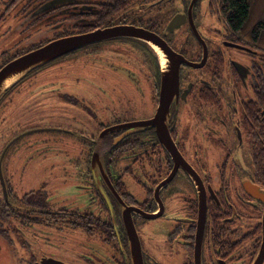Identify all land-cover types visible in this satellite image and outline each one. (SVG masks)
<instances>
[{
  "label": "flooded vegetation",
  "instance_id": "1",
  "mask_svg": "<svg viewBox=\"0 0 264 264\" xmlns=\"http://www.w3.org/2000/svg\"><path fill=\"white\" fill-rule=\"evenodd\" d=\"M217 1L206 9L220 26L203 0H0V68L116 26L187 60L166 110L165 63L127 36L68 52L1 96L0 264H135L130 217L143 264H264V51L230 35ZM44 95L69 107L46 121Z\"/></svg>",
  "mask_w": 264,
  "mask_h": 264
},
{
  "label": "water",
  "instance_id": "2",
  "mask_svg": "<svg viewBox=\"0 0 264 264\" xmlns=\"http://www.w3.org/2000/svg\"><path fill=\"white\" fill-rule=\"evenodd\" d=\"M178 18L177 20H179ZM175 22L176 21H173L172 24H175ZM118 36H127L141 39L150 43L153 47H158L163 53L162 56L164 57L162 59L165 63V66L163 67L164 69L162 71L161 96L158 111L166 110L170 105L173 94L177 91L180 62H187V60L182 54L172 49L168 43H166L156 34L131 26L108 27L104 29H96L94 31L79 35L58 38L13 59L0 68V98L15 83H17L35 68H38L54 59L63 56L68 52H71L89 43ZM167 147L172 151V147L170 145H167ZM95 156L92 160L93 171L104 169L102 159ZM130 218L128 221V229L130 231V242L133 259L135 264H143L139 234L132 219Z\"/></svg>",
  "mask_w": 264,
  "mask_h": 264
},
{
  "label": "trees",
  "instance_id": "3",
  "mask_svg": "<svg viewBox=\"0 0 264 264\" xmlns=\"http://www.w3.org/2000/svg\"><path fill=\"white\" fill-rule=\"evenodd\" d=\"M217 6L236 41L252 47L258 43L264 51V0H218ZM257 92L258 100L264 106V72L260 82H257ZM256 148L264 156V141Z\"/></svg>",
  "mask_w": 264,
  "mask_h": 264
},
{
  "label": "rangeland",
  "instance_id": "4",
  "mask_svg": "<svg viewBox=\"0 0 264 264\" xmlns=\"http://www.w3.org/2000/svg\"><path fill=\"white\" fill-rule=\"evenodd\" d=\"M203 8L204 10H202V13L204 14V16H206L207 20L210 21L212 23L213 26H220V24L218 23L217 20V13L216 12H210V10L206 9L207 6V0H203L202 2ZM159 53V52H158ZM160 55V53H159ZM160 60L161 62H164L162 57L160 56ZM46 63L44 64V66L38 68V71L41 72L40 70L44 69V68H49L53 65H55L57 62L54 63ZM65 65V64H64ZM67 70L70 71L71 74H87L89 73L90 68H83L80 66H64L63 68V72H67ZM43 71V70H42ZM59 72V71H57ZM60 73V72H59ZM69 107V104L67 103V101H65L64 99H60L58 97H52V96H48V95H44V97H41L39 99V112L40 114H42V116L45 117L46 121H50L49 115L52 114L54 111H59L60 109H66ZM38 125H42V124H38Z\"/></svg>",
  "mask_w": 264,
  "mask_h": 264
},
{
  "label": "bare ground",
  "instance_id": "5",
  "mask_svg": "<svg viewBox=\"0 0 264 264\" xmlns=\"http://www.w3.org/2000/svg\"><path fill=\"white\" fill-rule=\"evenodd\" d=\"M156 50H157V52H159L160 53V56L163 58L164 56H162L163 55V53L160 51V49L158 48V47H154Z\"/></svg>",
  "mask_w": 264,
  "mask_h": 264
}]
</instances>
